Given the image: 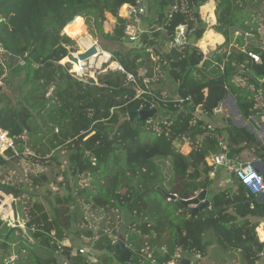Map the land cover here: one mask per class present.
Segmentation results:
<instances>
[{
	"label": "trees",
	"instance_id": "1",
	"mask_svg": "<svg viewBox=\"0 0 264 264\" xmlns=\"http://www.w3.org/2000/svg\"><path fill=\"white\" fill-rule=\"evenodd\" d=\"M206 1L0 0V40L13 56L5 61L7 71L0 63V84L9 86L12 77H23L20 96L14 95V99L0 96V102L6 100L0 106V126L14 139L16 150L9 151V158L0 156V167L22 157L28 143L37 151L32 157L34 160L44 156L63 166L62 174L66 178L73 175L76 180L84 175L90 181L88 188L76 192L81 199L79 203L72 194L68 200L56 195L55 203L51 202L49 193L40 200L32 192L37 185L36 178L32 187L12 186L19 198L17 205L29 198L26 204L20 205L23 219H28L29 234H21L16 226L0 219L5 235L0 243L4 262L16 261L11 260L10 242L14 235H19L27 244L49 254L48 258H42L33 252L31 260L22 264H57L52 251L58 252L65 264H94L88 256L74 253L72 245L57 242L68 238L69 232L80 233L79 227L75 231L71 229L72 213L79 225V211L84 212V221L92 223V228H84L83 232L92 238L93 248L110 253L99 258L98 264L125 263L114 245L122 234L121 227L132 251L131 264H167L177 251L187 256L211 254L214 264H229L237 256L240 264H255L264 256V242L256 237V227L264 219V195L250 194L234 172L230 173V185L226 189L209 192L217 177H209L211 166L207 162L211 154L223 150L239 160V154L248 151L264 162V144L254 131L237 126L230 119L223 127H213L207 119L230 93L238 113L258 126L252 119H261L264 111V100L258 98L264 86L239 70L252 68L256 77L264 78V48L248 42L243 50L227 49L231 36L226 27L236 21L226 17L230 4L219 0L215 29L225 35L226 41L210 56H204L191 43L186 46L189 54L180 57H184L183 61L173 60L170 54L178 24H188V41L192 34L195 40L203 37L207 24L202 20L200 7ZM245 2L255 10L264 0ZM126 3L141 4L145 12L124 18L119 10ZM174 7L176 11L171 13ZM108 13L113 17L112 24ZM248 21L246 26L250 27L251 21ZM130 23L141 29L136 41H131L126 34ZM143 23L147 24L144 30ZM70 24L75 30L87 25L94 38L103 36L118 44L113 49L104 44L103 49L111 53L109 63L117 62L124 71L107 69L98 75V84L91 78L88 84L75 78L69 72L71 64L61 63L70 56L67 45L73 40L66 32ZM248 33L262 38L257 29ZM246 37L253 38L239 36V42L243 44ZM126 41L128 46H124ZM250 51L260 56L259 62L249 56ZM140 69H146L148 77L153 76L155 69L172 74L178 82L176 98L172 99L163 87L137 96L138 87L127 82L126 73L137 76L140 87L145 88ZM237 78L246 79L247 83L237 82ZM85 90L89 91L95 113L79 127L76 112L64 101H78L81 96L75 97V94ZM151 104L157 112L147 119L150 123L138 116L130 118L132 111L147 110ZM56 130V137L71 135L72 140L51 158L38 155L42 139ZM143 131H148L150 137L143 138ZM224 132L227 144L223 143ZM61 152L66 155L64 164L59 162ZM156 184L177 194V200L167 198L176 205V214L160 209L159 201L152 196L155 192L161 193L156 190ZM203 189L208 191L210 206L193 215L180 200L193 198ZM96 209L105 216L97 223L89 213ZM84 210H88L86 215ZM251 217L257 219L253 221ZM166 221L170 222L169 226ZM165 226L171 233L167 240ZM146 246L151 249L150 255L143 253Z\"/></svg>",
	"mask_w": 264,
	"mask_h": 264
},
{
	"label": "rangeland",
	"instance_id": "2",
	"mask_svg": "<svg viewBox=\"0 0 264 264\" xmlns=\"http://www.w3.org/2000/svg\"><path fill=\"white\" fill-rule=\"evenodd\" d=\"M174 11H176L175 7L171 11V13ZM152 15H154V14H152ZM107 18L110 22L109 24H112L111 22L113 21V17L111 16V14L108 13ZM84 21H85V18H84ZM107 28H109V27L107 26ZM141 28L144 30L145 28H147V24L143 23L141 25ZM160 31H164L166 33V31L163 29H160ZM66 32L72 37L73 43L67 45L69 52H70V56L63 59L61 61V63L63 64V63L69 62L71 64V67L69 70L70 73L75 72V73H77V75L83 73L84 74V77L82 80L83 82L88 84V79L91 78L98 84V75L100 73L106 72L107 69H114V70L119 69L118 67H116V68L111 67V63H109L110 59H111V53L110 52H108L109 53L108 60L106 59L103 61V59L101 58L102 55H100L99 57L93 56L89 60L84 61V63H85L84 65L81 62L80 63L71 62L70 59L72 58V56H74L77 53L82 52L86 48H88V45H90L88 43V38H90L92 40V44L95 42L97 43V46L99 47L100 52L105 51L103 49L104 44L106 46H108L109 48H112V49L115 47H118V44L109 42L103 36H99L98 38H94L90 34V31H89L87 25L83 26L80 30H75V26L73 24H70L69 28L66 30ZM62 33H63V31H62ZM253 39H254V37L250 40H253ZM247 40L250 41L248 38H247ZM127 42L128 41L125 42L124 46L129 45V44H127ZM197 42H198V40H195V36L192 34L190 37L189 43L195 44ZM211 49L212 48H209V47L207 49V52L210 50L209 54H212ZM188 54H189V50L186 49V54H183V56L188 55ZM7 57L9 59H6V60L10 61L13 56L11 57L10 54H8ZM182 58H184V57H182ZM182 58H180V59H182ZM183 60L184 59H182L181 61H183ZM105 64H107V66H105ZM6 71H7V67H6ZM152 77H153L152 82L149 84L151 89L152 88L158 89L160 87H165L166 93L168 95H170L172 99L176 98V90L178 88V82L174 79L172 74L161 72L159 70L156 71V69H155ZM12 79L13 80L9 86L1 84V85H3V90L0 92V96L2 94H4L6 96V98H4V99H7V98L14 99V95L20 96L22 94L19 90V85L21 84L23 77L17 76V77H12ZM242 82L247 83V80L243 79ZM227 95H229V93H227ZM78 96H81V97H79L78 101H72V100L67 101V100H65L64 103L70 109L72 107L71 110L74 111V114L76 112L75 120L77 121L78 126L81 127L84 125L85 119H88L94 115L95 109L91 105V99L89 97L90 96L89 91L85 90L83 92L76 93L75 97H78ZM261 96L262 95L259 92L258 98L260 99V101H261ZM227 97L228 96H226L225 101L221 103V106H219L218 110L213 114V116L207 118L209 120L210 124L213 127H223V126L228 124V119H230L232 121V123H234L235 125L247 126L249 129L254 131L257 134V136L259 137V139L262 141V143L264 144V121H261V119L264 120V117L261 116V119H258V117H253L252 121L255 124L257 122L256 125H258L257 127H255L252 122L244 119L239 113H237L238 110L235 106V102L232 101L231 98L227 99ZM263 100H264V98H263ZM5 102H6V100L1 101L0 106H2ZM38 121L40 122L41 120L38 119ZM157 122H158V120L156 121V124H157ZM40 124H41V122H40ZM57 131L58 130H56L53 134L51 132H49L48 135H46V137H44L42 139V141H41L42 147H40V153H38V155H45L46 156L45 158H51L53 156V154H55L56 151L63 150V147L66 146L72 140L73 137L71 135L64 136V135L59 134V136L56 137L55 133ZM61 131L62 130H60V132ZM69 131H71V130H69ZM81 131L85 132L86 130L81 129ZM142 136H143V138H145L147 136L150 137V133L148 131H143ZM24 137L26 138V140H28V137H26V136H24ZM223 138H224L223 143L227 144L228 140H227V133L226 132H224ZM31 139L35 140V137H32ZM36 146L38 148V146H39L38 143L36 144ZM36 154H37L36 149H34L32 145L27 143L25 145V149L23 151L22 157H20L18 160H10L9 164L7 166H1L0 167V202L5 203L4 206H5L6 213H9L10 209L12 210V201H13V196H14L12 186H19L21 184L24 186L28 185L29 187H32L34 178H36L38 181H37V185H35V187L33 186L32 192L38 194V197L42 201H43V196L47 195L49 193V196H50L49 198H50L52 203H55V201H56L55 196L56 195L65 197V199L68 200V196H70L71 194H72V196H76L75 197L76 203H79L81 201V199L77 195L76 192L79 191V189L88 188L90 186L89 185L90 181H88V178L85 177L84 175L78 177L76 180L73 177V175H69V177L66 178L62 174V170L64 168L63 166L56 165L52 159H44V156L42 157V159L37 158L36 160H34L32 157L36 156ZM239 157L241 158L242 161L248 160V158H250V153L248 151H242L239 154ZM8 158H9V156H8ZM59 158H60L59 162H62L63 164L66 162L65 161L66 155L64 152H61ZM43 161H45V162H43ZM224 171L225 170L221 171L218 174L217 178L214 179L215 181H214L212 189H211L212 191L209 190V192L222 191L230 185L229 184L230 173H227V171L226 172H224ZM42 174H45V175L41 177ZM89 195L91 196L90 193H89ZM152 196L159 201L160 209L162 208V210L164 212H166V213L171 212L172 214L177 213L176 209H175L176 205L173 202L167 200V198L164 196L163 193L155 192L152 194ZM206 198L209 199V196H207ZM18 199L19 198L17 197V201H18ZM28 199L29 198L27 196L25 198V200L28 201ZM22 204H24L23 201L21 202V204L19 203V205H17L18 213H19V219H23V214H22V211L20 208V205H22ZM71 209L74 210V206H72ZM84 211H85V215H86L88 210L87 211L84 210ZM89 213L91 214L92 218L95 219L96 223L99 221H103L105 218L104 214H102L100 212V210H98V209H96L95 212L92 211ZM83 215H84V212L82 213V211H79L80 219H79V225H77V228L79 227L80 233L75 234L73 232H69L68 233V239L71 241V245L74 247V249L78 250L81 247L88 249L89 253L84 254V255L88 256L89 260H91L92 263L98 264L97 260L99 258H102L105 255H110V253L105 252V251H98V250H95L93 248L92 239L90 237L84 235L85 233L83 232L84 228H92V223L89 221H87V222L84 221ZM98 218H100V220H98ZM256 219L257 218L251 217V220H253V221H255ZM3 222H5V221H3ZM127 222L129 223L130 220H126V223ZM166 222L168 223L167 226H169L170 222L169 221H166ZM164 228H165V240H167L170 237L171 233H170L169 229L167 230L166 226ZM23 230L26 234L27 233L29 234V232H28L29 230L27 229L26 226H25V228H23ZM2 232H3V227H0V243L5 240V235L2 234ZM121 232H122V234L125 233L124 227H121ZM148 238L149 237H146V240H148ZM32 242L34 243L37 241L33 240ZM10 244H11V250H12V254H13L12 257L14 260H16L13 264H22V263H25V262L31 260V258H32L31 254L33 252L42 258H48L49 257V254L44 249L36 248L34 246L27 244L23 240V238L20 237L19 235H16V236L14 235ZM75 252H78V251H75ZM143 253L150 255V253H151L150 247L146 246ZM1 254H2V252L0 250V264H10V261L4 262L2 260ZM188 257L192 258L193 264H197L199 262L202 264H214L215 263L214 262L215 260H214L213 256H211V254H208V255L203 256V257L199 256V255L188 256ZM13 259H12V261H13ZM112 264H131V263H129V262L119 263V262L114 261ZM229 264H240L239 257L237 256L235 259L230 260ZM255 264H264V256H262V258L260 260H258Z\"/></svg>",
	"mask_w": 264,
	"mask_h": 264
},
{
	"label": "built area",
	"instance_id": "3",
	"mask_svg": "<svg viewBox=\"0 0 264 264\" xmlns=\"http://www.w3.org/2000/svg\"><path fill=\"white\" fill-rule=\"evenodd\" d=\"M176 8V7H175ZM145 10L143 6L140 5H131V4H124L120 10L119 15L126 18L131 17H137L138 14L144 13ZM208 22V20H207ZM141 31L139 25L130 23L126 27V34L129 36V39L131 41H136L138 39V32ZM189 44L188 41V24L181 23L178 24L175 28L174 35L171 41V46H176L180 51L184 50L186 46ZM202 50H205L201 47ZM9 52L5 49L3 46L1 40H0V63L4 66L6 69V59H8ZM249 56L255 61H260V56L255 52H248ZM119 70L124 71V68L119 64L118 66ZM157 71V70H156ZM146 69H141L139 71V75L143 77V83L145 85V88H141L137 79V76H135L133 73L127 72V82L133 83L138 87V94L137 96L149 93L150 92V86L149 84L152 82L153 77L146 76ZM72 75L77 78L78 80H83L84 74L81 73L77 75L75 72H71ZM183 102V100H181ZM155 108L153 104L150 105L149 109ZM148 109V110H149ZM264 113V111H263ZM264 117V114H262ZM147 123H150V120H147ZM223 146L226 148L227 145ZM16 151L15 150V141L14 139L9 135V132L5 129H3L0 126V156L4 158H8L9 151ZM261 161L260 159H249V160H239L238 158H232L228 155L227 150L220 151L218 153L211 154L207 158L208 164L211 166V170L209 171V177L210 178H216L218 174L226 170L228 173L234 172L239 182H241L248 192L251 194L256 195H264V174L259 172L256 167V162ZM264 163L263 161H261ZM24 204H26V200L24 199ZM5 203L0 202V219L2 221H5L8 225L15 226L14 219H13V212L10 209L9 213H6L5 211ZM20 225L22 228H25L26 223L28 222V219H19ZM256 233H257V239L259 242H264V219L259 221L257 227H256ZM92 239V238H91ZM57 242L60 245H71V241L66 238L62 241L57 240ZM75 251H78L81 254H87L89 253V250L81 247L78 250L74 249V253H77ZM183 255L180 251H177L174 255V257L168 261L167 264H178L179 261ZM13 257H11V260Z\"/></svg>",
	"mask_w": 264,
	"mask_h": 264
},
{
	"label": "crops",
	"instance_id": "4",
	"mask_svg": "<svg viewBox=\"0 0 264 264\" xmlns=\"http://www.w3.org/2000/svg\"><path fill=\"white\" fill-rule=\"evenodd\" d=\"M229 3L230 8L227 10L226 17H233V21H236V25L232 24L231 22L228 23V33L231 36V40L229 42V45L227 46V49L230 51L233 48H239V49H245L246 46H248L249 43H251L254 46H260L264 48V3L261 4L259 9H250L249 6L246 5L245 0H225V4ZM219 4V0H208L206 1L201 7H200V14L202 17V20L206 22V29L203 34V37L198 40L196 45L200 51H202L204 56H210L209 54L210 50L207 52L208 47L212 48V53L226 41V37L224 34L217 32L215 29V25L217 23V6ZM208 20V22H207ZM251 22V26L247 27L246 24ZM238 22V23H237ZM245 26V30L243 29V25ZM257 24V27H256ZM257 29L258 33L261 35V40L256 38L254 33L249 34L248 31L254 32V30ZM253 36L254 39L248 41L247 37L245 38V41L243 44L239 42V36ZM249 42V43H248ZM204 48L205 50L201 49ZM181 54H186V49L180 51ZM118 64V63H117ZM119 65V64H118ZM262 81H264V78H260ZM242 78H237V82H242ZM244 83V82H243ZM165 88V87H163ZM166 89V88H165ZM261 95H264V90L261 89L260 91ZM227 99L231 98L232 101L235 102L232 95L229 93L227 95ZM261 96V100H263L264 96ZM236 106V105H235ZM238 113V111H237ZM262 115V114H260ZM250 154L249 159H254ZM78 225V224H77Z\"/></svg>",
	"mask_w": 264,
	"mask_h": 264
},
{
	"label": "water",
	"instance_id": "5",
	"mask_svg": "<svg viewBox=\"0 0 264 264\" xmlns=\"http://www.w3.org/2000/svg\"><path fill=\"white\" fill-rule=\"evenodd\" d=\"M99 53H100L99 47L97 46V43L95 42L91 46L86 48L84 51L79 52L76 55L72 56V58L70 60H71V62L80 63L81 61L84 62L86 60H89L90 58H92L95 55H98ZM170 54H171V57L173 60H177L182 56L180 50L176 46H172L170 48ZM239 71L242 74L247 75V76L253 78L254 80H256V82L258 84L264 86V81H262L260 78L256 77L253 74L252 68L251 69L241 68ZM2 90H3V85L0 84V92ZM156 112H157L156 108L149 109V110L147 109V110L132 111L130 113V118L133 119L134 117L138 116L142 120H147L148 118L153 117ZM262 114H264V113L262 112ZM256 167H257V170L259 172L264 174V163H262L261 161H258V162H256ZM155 188H156V190L163 193L164 196L166 198H168L169 200H177L178 199L177 194L167 192L160 185L156 184ZM207 193H208L207 189H203L195 197L190 198V199H181L180 201L184 205L188 206V210L191 211L193 215H196L199 213V211L203 210L204 208H208L210 206V200L206 198ZM17 197H18L17 193H14L13 201H12V212H13L14 223H15V226L18 228L19 232L21 234H24L25 236H27V234L24 232V230L21 227L20 222H19V215H18V209H17ZM71 229L73 231H75L77 229V222L75 219V215L73 213L71 216ZM114 245L120 250L121 259L126 263L130 262V260L132 258V251L127 246V244L125 242V237L122 234H120L118 236L117 240H115ZM52 252L55 254V256L57 258V264H65V261L62 259V257L59 255L58 252H56V251H52ZM178 264H193V260H192V258H190L188 256H183Z\"/></svg>",
	"mask_w": 264,
	"mask_h": 264
},
{
	"label": "bare ground",
	"instance_id": "6",
	"mask_svg": "<svg viewBox=\"0 0 264 264\" xmlns=\"http://www.w3.org/2000/svg\"><path fill=\"white\" fill-rule=\"evenodd\" d=\"M88 43L90 44V45H88V47L89 46H91V44H92V40L90 39V38H88ZM100 55H102L101 56V58L103 59V61L104 60H108V57H109V53L107 52V51H102V52H100L98 55H95L94 57H99ZM100 58V59H101ZM99 59V60H100ZM101 61V60H100ZM81 63L84 65L85 63L83 62V61H81ZM100 65V64H99ZM119 65L117 64V62H111V67L112 68H116V67H118Z\"/></svg>",
	"mask_w": 264,
	"mask_h": 264
}]
</instances>
